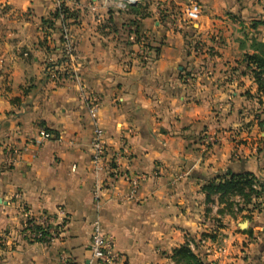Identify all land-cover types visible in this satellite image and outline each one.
Segmentation results:
<instances>
[{"label":"crops","instance_id":"0c3cea01","mask_svg":"<svg viewBox=\"0 0 264 264\" xmlns=\"http://www.w3.org/2000/svg\"><path fill=\"white\" fill-rule=\"evenodd\" d=\"M137 1L149 17L118 0H62L78 19L48 29L56 0H0V264H100L96 221L117 264H175L187 240L205 264H264V196L251 212L233 199L230 215L203 191L229 175L264 184V94L245 58L264 50V0ZM67 40L74 72L60 63ZM91 95L107 148L99 174ZM28 212L49 218L44 242L26 237Z\"/></svg>","mask_w":264,"mask_h":264},{"label":"trees","instance_id":"16d2710c","mask_svg":"<svg viewBox=\"0 0 264 264\" xmlns=\"http://www.w3.org/2000/svg\"><path fill=\"white\" fill-rule=\"evenodd\" d=\"M147 9L148 8L143 6H131L129 10L142 19H145L150 16L147 12ZM77 19L78 16L75 12L70 11L68 8L62 5L60 9H57L53 14H51L50 19L43 20L42 24L48 29H54L57 26V23H62L61 25L65 26L67 25V21ZM134 33L136 34L135 42L144 45V36H140L137 29L136 31H134ZM61 41L62 43H65L64 38H62ZM144 48H146V45L144 46ZM150 53L151 51L148 49V54ZM158 54L159 51H156V56ZM245 58L248 61L249 65L253 67L252 73L258 85L259 93L264 94V50L260 55H246ZM63 62H68V58L65 56V54L60 63ZM46 131L49 132V130ZM256 185L258 189L254 188V186ZM203 191L204 193H206L208 204L214 203V196H219L218 201L219 203L225 205L226 212L230 215H234V208L240 205L233 200L237 197L243 200V206L239 207V212H251L252 210H259L260 205L258 203H255L254 200L263 198L264 184L259 181L255 175L250 173L229 175L225 176V178L209 182L203 187ZM250 206L252 208H249ZM202 238H209L211 240L215 239V237L212 235H203ZM191 243H194L196 245L193 240H187L183 246L173 252L171 259L175 264H205L199 258V256L192 251L190 245Z\"/></svg>","mask_w":264,"mask_h":264},{"label":"built area","instance_id":"2783aa9c","mask_svg":"<svg viewBox=\"0 0 264 264\" xmlns=\"http://www.w3.org/2000/svg\"><path fill=\"white\" fill-rule=\"evenodd\" d=\"M137 0H118L117 6L120 9L126 10L127 7L134 6L137 4ZM56 6L58 9L62 6V0H56ZM202 14V10L198 5H192L185 10V16L189 20H195ZM67 34L65 36L67 37ZM69 39V38H68ZM143 54L147 55L148 53L142 48ZM142 53V52H141ZM64 54L68 58L67 66L74 72L77 67V61L75 56V49L73 42L71 40H67L64 47ZM89 105L90 116L92 121L94 122V141H93V157H92V165L97 174L102 173L107 170L106 168V157H107V148L105 144V132L99 126L97 119L101 109V100L97 96H89L86 100ZM52 134L47 132L46 130H41L39 134V140L48 141L52 139ZM18 155V154H17ZM120 156H117V159ZM13 164L15 163V158L12 159ZM131 184L134 186V190L137 188L138 182L136 180H132ZM256 188V186H255ZM96 199L98 198V194H95ZM23 212L25 211V207L21 206ZM50 233V220L47 216L42 215L39 218L32 216L29 212L27 213V226L25 230L26 237L31 242H44L48 238V234ZM92 242L90 245V252L92 258L100 263V264H117V258L114 255V242L112 238L107 236L103 230L102 223L100 221H96L91 228ZM204 242V241H203ZM63 264H67V258H63Z\"/></svg>","mask_w":264,"mask_h":264}]
</instances>
